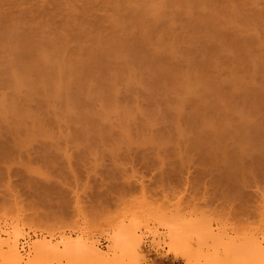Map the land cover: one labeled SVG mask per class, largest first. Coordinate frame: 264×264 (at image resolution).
I'll return each instance as SVG.
<instances>
[{
    "label": "rangeland",
    "instance_id": "1",
    "mask_svg": "<svg viewBox=\"0 0 264 264\" xmlns=\"http://www.w3.org/2000/svg\"><path fill=\"white\" fill-rule=\"evenodd\" d=\"M0 35V264L14 244L19 264H208V219L225 242L264 240V157L234 147L241 123L264 142V0H0Z\"/></svg>",
    "mask_w": 264,
    "mask_h": 264
},
{
    "label": "bare ground",
    "instance_id": "2",
    "mask_svg": "<svg viewBox=\"0 0 264 264\" xmlns=\"http://www.w3.org/2000/svg\"><path fill=\"white\" fill-rule=\"evenodd\" d=\"M202 1H204V0H202ZM209 1H210V0H209ZM205 2H206V1H205ZM148 3H149V2H148ZM195 3H198V2H195ZM199 3H201V2H199ZM205 4H206V3H205ZM148 5H149V4H148ZM150 5H151V4H150ZM203 5H204V4H203ZM151 6H152V5H151ZM149 7H150V6H149ZM14 25H15V24H14ZM15 26H16V25H15ZM10 27L12 28V26H10ZM11 30H14V29H11ZM4 35H5V34H4ZM4 35L2 34V37H1V35H0L1 40H3L4 37H5V38H4L5 40H8V39L6 38V36L8 37L9 34L7 35V33H6V35H5V36H4ZM26 35H27V34H26ZM3 36H4V37H3ZM10 36H11V35H10ZM17 36H18V35H17ZM19 36H20V35H19ZM19 36H18V38H21V36H20V37H19ZM32 36H33V35H32ZM22 37H23V36H22ZM27 37H28V36H27ZM12 38L14 39L13 36H12ZM12 38H11V39H12ZM30 38H31V37H30ZM30 38H28V39H30ZM34 38H35V36H34ZM31 39H32V38H31ZM5 40H3V41H5ZM9 40H10V39H9ZM25 40H27L26 37H25ZM32 40H33V39H32ZM21 41H22V39H21ZM7 42H8V41H5L6 45H7ZM12 42L15 43V40L12 41ZM17 42H20V41L17 40ZM0 43H1V42H0ZM5 43H4V44H5ZM8 43H9V42H8ZM26 43H27V42H26ZM2 44H3V42H2ZM30 44H31V41H30L29 45H30ZM8 47H9V44H8ZM8 47L6 46V48H8ZM11 47H12V46H11ZM8 49H9V48H8ZM10 49H11V48H10ZM8 51H9V50H8ZM12 51H14L13 48H12ZM27 51L29 52V50H27ZM6 53H7V55H8V54L11 53V52H7V49H5V54H6ZM29 53H30V52H29ZM25 54H26V52H25ZM3 56H4V54H3ZM27 56H28V55H27ZM93 57H94V56H93ZM93 57H92V58H93ZM98 57H100V56H98ZM85 58H86V57H85ZM94 58H95L96 60H100V62L104 61L103 58H102V59H100V58L97 59V56L94 57ZM94 58H93L92 60L95 61L96 63H95V62L93 63V62L91 61L90 56H89V59H90V60H88V58H86V61H87V60H88V61H91V64H90V65H92V64H93V66H94V64L97 65V64L99 63V61L97 62L96 60H94ZM79 59H80V58H79ZM79 59H78V60H79ZM20 60H21V59H20ZM20 60H19V61H20ZM24 60H26V59H24ZM24 60L22 59L21 61L24 62ZM101 60H102V61H101ZM21 61H20V63H18V66H19V64H20V66H19L20 69L22 68V67H21ZM81 61L84 62L85 59H83V60L81 59ZM45 62H46V61H45ZM78 62H79V61H78ZM30 63H31V62H30ZM34 63H35V62H34ZM34 63H33V64H34ZM37 63H38V62H37ZM48 63H49V61H48ZM87 63H88V62H87ZM87 63H86V64H87ZM102 63H105V62H102ZM102 63L98 64V65H97V68H98L99 65H102ZM23 64H25V62L22 63V65H23ZM41 64H42V63H41ZM44 64H45V63H44ZM44 64H42V65H44ZM49 64H50V63H49ZM80 64H81V65H84L83 67L80 66L81 68H83V70L81 69V71H80V69L78 68V71L76 70L77 73H75L74 70H75L76 67H78ZM88 64H89V63H88ZM207 64H208V63H207ZM25 65H26V64H25ZM27 65H28V66H27ZM27 65H26L25 67L23 66V68L21 69V70H22L21 73H23V71L26 72V73H24V74H20V71H18V72H19L20 75H23V76H24L25 74H26L27 77H28V75H30V76H29L30 78H25L26 76H24V78H25L24 80H25V81L28 79V80L26 81L25 84H27V85L29 86V88H31V89L33 88V89H32L33 91H34V89L36 90V87H33V86H38V85H39V87H38L37 90H36V92H38V90L40 89V84H41V82H40V84H39V81H38V84L36 85L37 80H34V79L37 78V77L40 79L41 76H42V78H43V76H45V74L42 73L43 71L38 73L37 68H35V66H38L39 64H38V65H35V66H34V65L32 66V65L30 64V65H31V67H30L29 64H28V62H27ZM77 65H78V64H77ZM77 65H75L76 67L73 68V69H74L73 71H72V69H71V70H70L71 72H68V73H69V75H71V73H72V75H71L72 77H73V75H74L73 73H75V74L79 75V78H80V79H81L83 76H85L84 74H86L87 77L85 76V80H84V77L82 78V80H80V81H82V83L85 81L83 84H86V82H87L86 78H90L89 75H93L94 73H96V71L93 72L92 69H91V71H90L89 69H90V68H93V67L90 66V68L87 67V68H88V69H87V68H85L86 65H85V64H82V63H80V62H79V65H78V66H77ZM47 66H48V65H47ZM102 66H103V65H102ZM102 66H101V67H102ZM94 67H96V66H94ZM99 67H100V66H99ZM104 67H105V65H104ZM4 68L8 69L9 67H4ZM25 68H26V70H25ZM28 68H29V70H27ZM31 68H32V69L34 68L32 71H34V70H35V71L32 72V71H31ZM6 69H5V70H6ZM84 69H85V70H86V69L89 70V71H90L91 73H93V74H90V72H89V75H87L88 71H86L87 73L84 72L83 76H81V72L83 73V71H85ZM93 69L96 70V68H93ZM101 69H103V67H102ZM8 70H9L8 73L10 74V68H9ZM17 70H18V68H17ZM103 70H106V69H103ZM172 70H174V68H173ZM29 71H31L32 73H30ZM44 71H45V70H44ZM49 71H50V70H49ZM51 71L54 72L53 70H51ZM100 71H101V74H102V73H103L102 70L99 69L98 72H100ZM106 71H107V70H106ZM106 71H105V72H106ZM108 71H109V68H108ZM108 71H107V73H104V74H108ZM4 72H5V71H4ZM79 72H80V73H79ZM29 73H30V74H29ZM35 73H37L38 75L36 74V75H37V76H36ZM45 73H46V72H45ZM54 73H55V72H54ZM40 74H41V76H39ZM48 74H49V72H48ZM48 74H46V75H48ZM50 74H51V75H50ZM50 74H49V75H50V80L53 81L54 78H52V76L54 77V74H52L51 72H50ZM55 74H56V73H55ZM98 74H100V73H98ZM104 74H103V75H104ZM166 74H168V73H166ZM169 74H170V73H169ZM20 75H19V76H20ZM33 75H34V79H32V81H31V76H33ZM77 75H76V76H77ZM94 75H97V74H94ZM35 76H36V77H35ZM80 76H81V77H80ZM168 76H169V75H167V77H168ZM21 77H22V76H21ZM45 77H47V76H45ZM45 77H44V78H45ZM48 77H49V76H48ZM77 77H78V76H77ZM18 78H19V77H18ZM42 78H41V80H44V79H42ZM51 78H52V79H51ZM91 78H92V77H91ZM91 78H90V80H91ZM14 79H15V78H14ZM14 79H13V80H14ZM47 79H48V78H47ZM47 79L45 78L46 81H47ZM22 80H23V79H22ZM24 80H23V82H24ZM50 80H49V81H50ZM16 81H17V79L15 80V83H16ZM28 81H29L30 83H28ZM46 81H45V82H42V83H44V84H41V85H45L46 87H49V86L46 85V84H48L49 81H47V82H46ZM88 81H89V80H88ZM31 82H35V83H31ZM77 82H78V78H77ZM77 82H75V84H76ZM17 83H18V81H17ZM17 83H16V84H17ZM51 83H52V82H50V84H51ZM78 83H79V82H78ZM29 84H30V85H29ZM32 84H33V85H32ZM79 84H80V83H79ZM51 85H52V84H51ZM51 85H50V86H51ZM76 85H77V84H76ZM80 85H81V84H80ZM88 85H89V82H88ZM16 87H17V86H16ZM46 87L44 88L45 90L47 89ZM52 87H53V85H52ZM78 87H79V86H78ZM80 87H81V88H80L79 91H81V89H82V86H80ZM85 87H86V86H85ZM85 87L83 86V89H84ZM88 87H89V86H88ZM41 88H42V87H41ZM105 88H106V89H107V88H112V90H113V87H111V86H110V87H105ZM48 89H49V88H48ZM74 89H75V88H74ZM78 89H79V88L76 89L77 92H78ZM106 89H105V90H106ZM42 90H43V89H42ZM50 90H51V89H50ZM50 90H48L49 93H50ZM84 90H85V89H84ZM109 90L111 91V89H109ZM109 90H108V93L110 94L111 92H109ZM86 91H87V89H86ZM89 91H90V90H89ZM103 91H104V90H103ZM43 92H44V91H43ZM74 92H76V91H74ZM82 92H83V90H82ZM82 92H81V93H82ZM84 92H85V91H84ZM105 92H106V91H104L102 94H104ZM47 93H48V92H47ZM45 94H46V93H45ZM52 94H53V93H52ZM74 94H75V93H74ZM74 94H72V98L74 97ZM77 94H78V93H76V95H77ZM85 94H86V93H85ZM87 94H89V92H87ZM100 94H101V93H100ZM105 94L108 95L107 93H105ZM112 94H113V93H112ZM81 95H82V94H81ZM257 95H258V94H257ZM99 96H100V95H99ZM103 96H104V95H103ZM249 96H250V95H249ZM81 97H82V96H80V99H81ZM106 97L108 98V96H106ZM75 98H77V100L79 99L78 97H75ZM75 98H74V99H75ZM85 98H86V97H85ZM98 98H99V97H98ZM101 98H103V97H101ZM110 98H112V97H110ZM113 98H114V97H113ZM242 98H243V97H242ZM242 98H241V99H242ZM245 98H246V100H247L248 97L245 96ZM74 99H73V100H74ZM80 99H79V101H80ZM86 99H87V98H86ZM99 99H100V98H99ZM104 99H105V98H103L102 100H104ZM243 99H244V98H243ZM253 99H255V98H253ZM71 100H72V99H71ZM75 100H76V99H75ZM82 100H83V99H81V101H82ZM88 100H89V99H88ZM106 100H107V99H106ZM113 100H114V99H113ZM246 100H245V102H246ZM249 100H250V98H249ZM249 100H248V101H249ZM241 101H242V100H241ZM250 101H251V100H250ZM253 101H254V100H253ZM256 101H257V100H256ZM71 102H73V101H71ZM71 102H70V103H71ZM86 102H87V100H86ZM238 102H240V100H239ZM74 103H78V101H77V102H74ZM74 103H72L71 105L73 106ZM81 103H82V102H81ZM83 103H84V101H83ZM83 103H82V105H83ZM250 103H252V102H250ZM250 103H249V104H250ZM254 103H255V101H254ZM84 104H85V103H84ZM239 104H240V103H239ZM242 104H243V103H242ZM247 104H248V103H247ZM74 105H75V104H74ZM76 105H77V104H76ZM88 105H89V104H88ZM88 105H87V106H88ZM84 106H85V105H84ZM214 106H215V105H214ZM245 106H246V105H245ZM245 106H244V107H245ZM249 106H250V105H249ZM256 106H257V104H256ZM211 107H212V111H214V110L216 109V108H215L216 106L214 107V109H213V105H212ZM246 107H247V106H246ZM250 107H251V106H250ZM217 108H218V107H217ZM253 109H255V108H253ZM256 109H257V108H256ZM201 110H202V109H201ZM203 111H204V110H203ZM215 111H217V110H215ZM215 111H214V112H215ZM252 111H253V110H252ZM252 111H251V112H252ZM199 112L201 113L200 110H199L198 112H194V113L192 114V116H193V115L196 116L195 114H196V113L198 114ZM249 112H250V109H249ZM253 112H255V111H253ZM257 113H258V111H257ZM201 114H202V113H201ZM201 114H200V115H201ZM202 115L205 117L204 114H202ZM202 115H201V117H202ZM252 115H253V113H252ZM254 115H255V114H254ZM192 116H191V117H192ZM198 116H199V115H198ZM256 116H259V114L256 115ZM196 117H197V116H196ZM199 117H200V116H199ZM91 118H92V117H91ZM194 118H195V117H194ZM197 118H198V117H197ZM197 118H196V119H192V118L190 119V117H189L187 120H191V124H192V126H193L194 123H193L192 121H194V120L196 121ZM79 119H82L81 121H82L83 123L85 122V121H83V118L80 117ZM79 119H78V120H79ZM200 119H201V118H200ZM78 120H77V121H78ZM205 120H207V119H205V118H202V120H199V119H198L197 122H200V123L202 122V124L197 123V125L200 124V125H202L203 127L207 126L210 122L207 124L208 121L206 122ZM208 120H209V119H208ZM88 121H89V119H88ZM88 121L86 120V123H88ZM91 121H93V120H91ZM189 122H190V121H189ZM205 122H206V123H205ZM79 123H80V122H79ZM83 123H82V124H83ZM86 123H85V124H86ZM89 123H90V125H92V122L89 121ZM89 123L86 124L87 127L89 126ZM93 123H94V121H93ZM204 123H205V125H204ZM94 124H96V123H94ZM189 124H190V123H189ZM191 124H190V125H191ZM210 124H211V123H210ZM239 124H240V123H239ZM239 124H238V125H239ZM243 124H244V123H241L240 125L243 126ZM255 124H256V123H255ZM96 125H97V127H98V124H96ZM96 125H95V126H96ZM194 125H195V124H194ZM197 125H196V126H197ZM257 125H258V124H257ZM83 126H84V124H83ZM236 126H237V123H236L235 127H236ZM242 126H241V130H242V128H243L244 126H246V129H245L246 131L243 130L244 132H242V131L239 129V128H240V126H239V128H237V129H239L240 132H241L242 134L240 135V137L234 135V136H236V137H238V138H235V137H234V138L236 139V140L234 139V141H235L237 144H236V145L233 144L234 147H235V146L238 147V148L240 149V151H239L238 148H237V150H238L239 152H238V151L235 152L236 148H234V149L231 150V151H232V152L234 151L236 155L239 154L240 156L242 155V157H245L244 155H247V157H248V156H251V153H252L251 150H252V148H255V149H258V152H259V153L257 152V153H258L257 156H258V157H264V144H263L264 142L262 141V138H261L262 134H260V133H261L260 130L257 128V129L254 131L252 128L255 129L257 126L251 125V126H253V127H248V128H251V129H248V131L250 132V133H249V132L247 131L248 123H247L246 125H244L243 127H242ZM249 126H250V125H249ZM84 127H85V126H84ZM84 127L81 128V129L86 130L87 128L84 129ZM92 127H93L94 129L96 128V127H94V126H90V128H92ZM237 127H238V126H237ZM88 128H89V127H88ZM90 128H89V131H88V130H87V131L90 132V130H91V131L93 132V130L90 129ZM217 128H220V125H219ZM222 128H223V126H222L221 129L219 130L220 133H221V130H222V132H223V129H225V131H226V129H227V128H225V127H224L223 129H222ZM228 129H229V128H228ZM228 129H227V131H228ZM237 129H236V130H237ZM83 130H81V132H82ZM251 130H253L254 132L251 131ZM77 131H78V130H77ZM87 131H86V132H87ZM227 131H226V132H227ZM84 132H85V131H83V133H82L83 136H84ZM217 132H218V131H217ZM226 132H225V133H226ZM236 132H237V135H238V131H236ZM240 132H239V133H240ZM246 132H247V133H246ZM200 133H201V131H200ZM200 133L197 134L198 137H199ZM208 133H209V132L206 131V132H205V135L208 134ZM248 133H249V134H248ZM80 134H81V133H80ZM89 134H90V133H89ZM202 134H203V133H202ZM213 134H215V133L208 134V135H209V136H210V135L212 136ZM222 134H223V133H222ZM231 134H232V133L230 132V136H229L230 138L233 136V135L231 136ZM85 135H86V134H85ZM203 135H204V134H203ZM203 135H201V136H203ZM205 135L203 136L202 140H204ZM215 135H216V134H215ZM219 135H221V134H219ZM225 135H226V136H225ZM228 135H229V132H228ZM228 135H227V134H224L225 139H226V137H227ZM86 136H87V135H86ZM197 136H196V138H197L196 140L194 139L195 137L193 138V139H194V142L196 141V142L193 143V144H196L197 142H199V144L197 143V144H198L197 147H198L200 144H202V140L200 141L201 136L199 137L200 139H198ZM211 136H210V137H211ZM213 136H214V135H213ZM214 137H215V136H214ZM218 137H220V136H218ZM208 138H209V137H207V139H208ZM263 138H264V136H263ZM211 139L213 140V142H215L214 140H215L216 138H214V139L211 138ZM211 139L209 138L208 140L210 141V143H212V146H213V142H212ZM222 139H224V138H222ZM225 139H224V141H225ZM231 139H232V138H231ZM197 140H199V141H197ZM208 140H207V141H208ZM220 140H221V139H220ZM220 140H219V141H220ZM263 140H264V139H263ZM205 141H206V138H205ZM205 141H204V142H205ZM209 141H208V143H209ZM261 141H262V142H261ZM221 142H223V140H222ZM221 142H220V143H221ZM210 143H209V144H210ZM217 143H218V142H217ZM203 144H204V147H205V148L208 147V148H206V149L209 150V151H208V150H203V151H204V152H207V151H208V153H210V149H209V148H210L211 146L209 147L208 144H207L206 142L203 143ZM203 144H202V145H203ZM205 144H206V145H205ZM215 144H216V143H215ZM222 144H223V143H221L220 146H221ZM202 145H201V146H202ZM210 145H211V144H210ZM217 145H218V144H217ZM192 146H193V145H192ZM194 146H195V145H194ZM201 146H200V148H201ZM204 147L201 148V150L204 149ZM215 147H217V146H213L212 148H213V149H216ZM232 147H233V146H232ZM194 148H196V146H195ZM200 148H198V150H199ZM218 148L220 149V152L223 151V148L221 147V148H222V150H221V148H220L219 145H218V147H217V149L215 150V152L219 150ZM226 150H227V149H226ZM226 150H225V151H226ZM213 151H214V150H212V152H213ZM231 151H230V152H231ZM248 151H250L251 153H249ZM228 152H229V151H227V155H228ZM240 152H241L242 154H241ZM218 153H219V152H218ZM247 153H248L249 155H248ZM224 154H225V153H224ZM224 154H223L222 156H224ZM235 154H234V155H235ZM214 155H215V153H214ZM236 155H235V156H236ZM219 156H220V155H219ZM235 156H234V157H235ZM220 157H221V156H220ZM220 157H219V158H220ZM229 157H231V159H232V161H233V154H232V153H230V156H229ZM229 157H226V154H225V158H228V159H229ZM236 157H238V159L236 158V160H242V159H243V158L240 159L239 156H236ZM258 157H257V158H258ZM225 158H224V160H225ZM220 159H221V158H220ZM236 160H235V163L238 162V161L236 162ZM221 161H222V160H221ZM225 161H226V160H225ZM229 161L231 162V160H229ZM227 162H228V160H227ZM260 162L263 163L264 160H263V161L260 160ZM232 163H233V162H232ZM232 163H231V164H232ZM225 164H227V163H225ZM228 164H230V163L228 162ZM256 164H257V162H256ZM258 164H259V163H258ZM232 165H233V164H232ZM241 165H243V164H241ZM225 166H226V165H225ZM225 166H224V167H225ZM228 166H229V165H228ZM235 166L238 167V165H235ZM235 166H234V167H235ZM243 166H245V165H243ZM243 166H240V168L243 167ZM237 167H235L234 170H236V171L238 172ZM230 168H231V167H230ZM238 168H239V167H238ZM240 168H239V170H240ZM243 168H244V167H243ZM223 169H224V168H223ZM227 169H228V168H227ZM227 169H226L225 171H229V169H228V170H227ZM231 170H233V168H231ZM234 170H233V171H234ZM223 171H224V170H223ZM230 173H231V172H230ZM232 173H233V172H232ZM235 173H236V172H235ZM226 174H228V172H227ZM226 174H225V175H226ZM234 175H235V174H233L232 176H234ZM223 176H224V175H223ZM223 176H222V177H223ZM226 176H227L226 178L229 177V175H226ZM220 178H221V177H220ZM224 178H225V176H224ZM228 179H229V178H228ZM223 180H224V179H223ZM225 181H226V179H225ZM206 213H207V212H206ZM206 215H207V214H206ZM204 216H205V215H204ZM194 218H195V217H194ZM199 218H200V217H199ZM186 219H187V218H186ZM192 219H193V218H192ZM205 219H206V218H205ZM190 220H191V219H190ZM196 220H197V219H196ZM188 221H189V220H187L186 224L188 223ZM191 221H192V220H191ZM194 221H195V219H194ZM194 221H193V222H194ZM198 221H199V219H198ZM204 221H205V220H204ZM181 223H182V222H181ZM183 223H184V222H183ZM198 223H199V222H198ZM198 223H197V225H198ZM206 223H208V226H206L205 224H204V227H202V228H201V226H200V227L198 226V227L200 228V231H201V230L203 231V233H202V231H201L202 234H201L200 231H199L198 235L200 234V238H201V235H202L203 237H206V236H207V237H208L207 240H208V239L211 240L212 244H216V246H219V245L223 242V245H220V246H221L220 248H222L221 251L224 253V254H222V255L226 256V258H223V256H222V257H221V256H220V257H218V256L215 257L213 251H214V248H216V247H214V245H212L211 242H210V246H208V247H210L209 250H212V249H213V251H211V252L209 253V254H211V256H210V255H209V256L207 255V256H208V257H207V258H208V261H207L208 264H230L229 262H226V259H227V260H231L230 258L228 259L227 256L231 257L232 259H234V262L237 261L239 264H264V245H263V244H264V242H263L264 240L261 239V240H262V241H261V240H259V239L256 238V237L250 236V235H251V234H250L249 236H246V235H245L244 237L240 238L241 240H237V243L234 242V240H233V243L230 242V240H232V239H234V238H232V239L229 238L230 240L227 239L229 242H228V241L225 242V241H226L225 239H224L225 241H223V240H221L222 238L219 239V237H217V236L215 235L216 233L219 234V232H218L219 230H218V229H217L218 231L215 232L214 234H213V232H211V231H212V228H211V229L209 228V227H210V226H209V224H210V223H209V219L207 220ZM190 224H191V223H189V225H190ZM220 224H221V223H219L218 225H220ZM181 225H183V226H182L183 229H188V228L185 227V224H180V227H181ZM189 225H188V226H189ZM201 225H202V223H201ZM188 226H187V227H188ZM190 226L193 227V228H195V227L197 228V226H196V225L194 226L193 224H191ZM190 226H189V227H190ZM205 226H206V228H208L209 231L205 228ZM224 226H225V225H224ZM224 226H222V227H224ZM222 227H220V228H222ZM225 227H226V226H225ZM196 228H195L194 230H197V231H198L199 229H196ZM204 228H205V229H204ZM227 228H228V227H227ZM170 229H171V231H174L173 228H170ZM183 229H182L181 231H179V233H182V235H183V231H184V232H185V231L189 232L188 230H183ZM191 229H192V228H190V231H191V232L193 231V233L195 234V231H194L193 229H192V230H191ZM132 230H133V229H132ZM204 230H205V232H204ZM133 231H135V230H133ZM176 231H177V230H176ZM206 231H207V232H206ZM220 231H221V230H220ZM224 232H225V231H224ZM193 233H192V236H193ZM205 233H206V234H209V235H206ZM225 233H226V232H225ZM225 233H223V234H225ZM230 233H232V232H230ZM184 234H185V233H184ZM210 234H211V235H210ZM221 234H222V233H221ZM134 235H135V234H134ZM180 235H181V234H180ZM187 235H188V233H186L184 236L186 237ZM189 235H190V232H189ZM195 235H197V233H196ZM212 235H213V236H212ZM226 236H227V235H226ZM185 237H184V239H188V236H187L186 238H185ZM194 237H195V236H194ZM224 237H225V235H223V238H224ZM191 238H192V237H191ZM210 238H211V239H210ZM225 238H228V237H225ZM236 238H238V237H236ZM262 238H263V237H262ZM136 239H137V240H136V243L139 244V241H140L139 238L136 237ZM198 239H199V238H198ZM198 239H196V240L198 241ZM215 239H216V240H215ZM263 239H264V238H263ZM189 240H190V239H189ZM201 240H202V239H201ZM203 240L206 241V238H205V239L203 238ZM187 241H188V240H187ZM219 241H220V242H219ZM239 241H240V242H239ZM195 242H196V241H195ZM202 242H203V241H202ZM213 242H214V243H213ZM215 242H216V243H215ZM217 242H218V245H217ZM199 243H201V242H199ZM235 243H236V244H235ZM13 244H14V243H13ZM88 244H89V243H88ZM138 244H137V245H138ZM224 244H225V247H224ZM237 244H238V245H237ZM14 245H15V244H14ZM14 245H12L14 248L11 246L12 248H10V250H8L9 253H10V255H11V257H9V258H10V260H12V262H11L12 264H13V263H14V264H19V263L21 262V259H22L23 257L19 260L20 257H19L18 254H17L18 250H17V252H16L15 249H16L17 247L15 248ZM93 245H95V244H91V246L89 245V247H88L87 249H85L86 247H84V248H80L79 251H80L81 253H84L83 250H85V252L88 254V256L91 257V258H89V259H92V258H95V257L103 256L104 254L101 253L100 251H98V249H96ZM96 245H97V244H96ZM202 245H203V243H202ZM235 245H236V246H235ZM86 246H88V245H86ZM139 246H140V245H139ZM198 246H200V244H199ZM222 246H223L224 248H223ZM208 247H206V248H208ZM211 247H212V249H211ZM213 247H214V248H213ZM187 248H188V246H187ZM204 248H205V247H204ZM216 249H217V248H216ZM81 250H82V251H81ZM191 250H192V249H191ZM223 250H224V251H223ZM215 251H218V250H215ZM215 251H214V252H215ZM99 252H100V253H99ZM225 252H226V253H225ZM227 252H228V255H227ZM9 253H8V254H9ZM229 253H230V254L232 253V254L229 255ZM84 254H85V253H84ZM102 254H103V255H102ZM212 254H213V255H212ZM215 254H216V252H215ZM217 254H218V253H217ZM225 254H226V255H225ZM85 255H86V254H85ZM232 255H233L234 257H232ZM104 257H105V256H104ZM11 258H12V259H11ZM103 259H105V258H103ZM103 259H102V261H104ZM221 259H222V260H221ZM97 260H98V259H97ZM100 260H101V259H100ZM100 260H98V261H100ZM232 261H233V260H232ZM237 262H236V263H237ZM205 263H206V262H205Z\"/></svg>",
    "mask_w": 264,
    "mask_h": 264
}]
</instances>
